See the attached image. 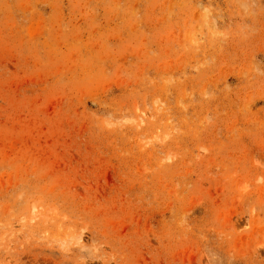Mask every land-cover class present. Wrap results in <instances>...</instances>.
<instances>
[{
	"label": "rangeland",
	"instance_id": "rangeland-1",
	"mask_svg": "<svg viewBox=\"0 0 264 264\" xmlns=\"http://www.w3.org/2000/svg\"><path fill=\"white\" fill-rule=\"evenodd\" d=\"M0 264H264V0H0Z\"/></svg>",
	"mask_w": 264,
	"mask_h": 264
}]
</instances>
